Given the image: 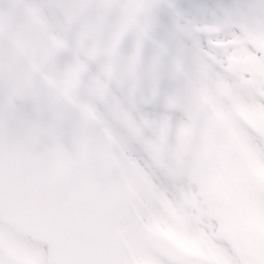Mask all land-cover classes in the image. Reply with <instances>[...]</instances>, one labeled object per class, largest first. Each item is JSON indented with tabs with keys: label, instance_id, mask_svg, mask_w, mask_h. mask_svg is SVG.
Here are the masks:
<instances>
[{
	"label": "snow or ice",
	"instance_id": "obj_1",
	"mask_svg": "<svg viewBox=\"0 0 264 264\" xmlns=\"http://www.w3.org/2000/svg\"><path fill=\"white\" fill-rule=\"evenodd\" d=\"M29 7L43 12L38 4ZM159 7L160 0H104L64 10L59 18L66 41L61 52L70 48L69 33L77 25L97 42L83 49L74 39V61L53 72L54 86L46 91L55 94L58 107L31 100L34 114L24 117L18 100L6 96L0 84V264H264V3L255 11L223 10L204 25L182 23L175 5L169 4L176 17L177 43L174 48L166 42L157 45L151 99L159 94L165 62L174 86L165 98L164 113L137 116L135 106L115 96L110 85L137 79L143 42L150 38ZM129 32L137 34L136 50L126 66L119 67L120 43ZM101 56L106 59L100 74L87 84L84 98L89 61ZM69 108L79 114L93 139L107 143L106 133H111L147 177L138 194L122 193L107 212L94 246L70 254L57 241L13 220L3 202L7 155L14 151L22 158L24 179L34 184L32 158L42 146L37 137L47 128L63 126ZM5 118L9 125L23 123L27 134L18 140L10 136L6 144ZM210 127L216 128L217 145L226 154L228 200L211 195L192 171L200 164ZM186 128L192 129L187 142ZM60 143L70 150L74 146L73 138L64 135ZM161 154L170 167L158 163Z\"/></svg>",
	"mask_w": 264,
	"mask_h": 264
},
{
	"label": "water",
	"instance_id": "obj_2",
	"mask_svg": "<svg viewBox=\"0 0 264 264\" xmlns=\"http://www.w3.org/2000/svg\"><path fill=\"white\" fill-rule=\"evenodd\" d=\"M75 1L77 0H57L60 6L71 4ZM79 1L81 2V0ZM89 39L85 36L84 46L86 49L92 47V44L88 42ZM22 75L26 78L27 82H21L14 76L11 87L6 88L3 86V90L5 92L10 88L12 92L27 95V102L25 104L30 110L29 115L31 117L34 114V106L31 100H39L46 107L51 105L46 101V97L42 94L40 88L28 87L27 84L32 81L33 75L30 72H22ZM36 76L43 83L42 88L45 89L47 82L37 74ZM25 92L26 94H24ZM23 112L26 114L25 109ZM68 112L69 117L63 126L58 124L54 127V131L53 128H47L41 137H37V142L44 145L41 146L40 151L32 158L33 166H35L34 162L40 156L43 146L48 147L47 151H50L53 160L44 161V164L35 166L37 179L34 184L32 183V199L23 205L20 210L21 222L31 231L36 232L45 227L46 236L57 242L73 230L71 228L74 224L69 223L65 226L67 222H71L67 216L68 210L81 209L85 211V198L89 205V209L86 210L89 211L86 217L93 220L97 218L96 203L93 197L89 195L87 197L85 187L88 189V186L85 185V182L95 181L98 184V180L94 178V175H96L95 173L103 164L102 155L100 153L98 155L94 154L88 149L96 144L97 140L92 138L90 130L79 121L80 117L78 113H71L70 108ZM48 118V114L45 113L43 119L47 120ZM24 127L26 126L23 124L20 132H24ZM60 128L62 132H58ZM27 132L28 129L26 128L25 135ZM63 135L66 140H70L71 137L73 138L74 146L71 150L66 148L64 144H62L61 150L60 137ZM73 195L76 201H70L67 204L66 197ZM61 215H64V221L61 219L56 221ZM54 221L56 222L53 223ZM49 225L53 227V232ZM52 234H54V237H52Z\"/></svg>",
	"mask_w": 264,
	"mask_h": 264
},
{
	"label": "rangeland",
	"instance_id": "obj_3",
	"mask_svg": "<svg viewBox=\"0 0 264 264\" xmlns=\"http://www.w3.org/2000/svg\"><path fill=\"white\" fill-rule=\"evenodd\" d=\"M33 41H37L36 47L39 53V54H33L34 58L36 59V62L39 64V66L44 70V72L47 73V75L50 76L51 78H53V72L56 70L58 65L61 68H64L74 61V54L71 53L72 46H70V48L64 52L60 51L62 44L66 43V41L62 40L61 38V30L57 31L53 35V38L51 39L33 40ZM89 67H92L93 73L97 75V72H96L97 70L94 66L91 65V63H89ZM91 79L92 78L89 75L84 77L85 87L81 89V96L83 94L85 95V90L87 89L86 86L91 81ZM118 95L120 96L121 99H124L123 102L125 104L131 107L130 104L131 102H133V100L129 96L125 95L123 92H119ZM147 113H150V112L149 111L147 112V110L144 108H139L138 111L135 112L137 116L141 114H147ZM208 131H210L209 143L212 145L211 150H212V154L214 157L215 178H216L218 185L221 183V186L219 185L220 186L219 189L223 193L226 194L227 197L225 196L226 197L225 200H228L231 198V192L229 191V188H228V180H227L228 166H227V161H226V154L224 150H222L217 145L216 128L210 127ZM157 151H160V150L158 149ZM124 156L126 157L127 160H133L135 162L133 168L129 170L128 175L132 178H135V182L137 183L136 185L138 187L136 188V191L140 192L141 184L137 182L136 180L140 182L144 181L146 183L147 182L146 174L144 173L143 169L139 165V162L133 156L128 155V154H124ZM158 163L163 167L171 166V162L162 154L158 158ZM168 234L176 238L174 233H168Z\"/></svg>",
	"mask_w": 264,
	"mask_h": 264
},
{
	"label": "flooded vegetation",
	"instance_id": "obj_4",
	"mask_svg": "<svg viewBox=\"0 0 264 264\" xmlns=\"http://www.w3.org/2000/svg\"><path fill=\"white\" fill-rule=\"evenodd\" d=\"M17 24H19V22H17ZM22 28H24V27H22ZM11 29L13 30V32H15V30L13 28H11ZM30 29H32V27H30Z\"/></svg>",
	"mask_w": 264,
	"mask_h": 264
}]
</instances>
